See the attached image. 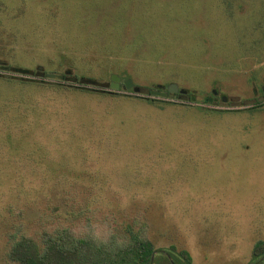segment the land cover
Returning a JSON list of instances; mask_svg holds the SVG:
<instances>
[{
    "label": "rangeland",
    "instance_id": "374dc122",
    "mask_svg": "<svg viewBox=\"0 0 264 264\" xmlns=\"http://www.w3.org/2000/svg\"><path fill=\"white\" fill-rule=\"evenodd\" d=\"M231 2L0 0V264L15 225L86 220L103 233L143 220L193 264L250 262L264 240V0ZM171 83L193 98L144 93Z\"/></svg>",
    "mask_w": 264,
    "mask_h": 264
},
{
    "label": "trees",
    "instance_id": "16d2710c",
    "mask_svg": "<svg viewBox=\"0 0 264 264\" xmlns=\"http://www.w3.org/2000/svg\"><path fill=\"white\" fill-rule=\"evenodd\" d=\"M226 1L233 4L231 0ZM77 80L95 81L85 77ZM147 100L154 102L155 99ZM142 221L135 220L133 225L127 223L121 230L105 233L87 229L91 228L90 220H86L83 230L72 224L30 232L21 224L15 225L8 235L6 257L12 264H193L186 249L173 244L157 248L149 236L147 222ZM248 264H264V240L254 244Z\"/></svg>",
    "mask_w": 264,
    "mask_h": 264
},
{
    "label": "water",
    "instance_id": "95a60500",
    "mask_svg": "<svg viewBox=\"0 0 264 264\" xmlns=\"http://www.w3.org/2000/svg\"><path fill=\"white\" fill-rule=\"evenodd\" d=\"M8 67L5 66V65H0V70H7ZM19 72L21 73H27L26 70H18ZM69 74V72H67ZM46 78L50 79V80H63L64 79V75H60V74H55V73H47L46 74ZM73 81H76V77H73L72 78ZM84 83L86 84H89V85H96L97 82L95 81H91V80H88V81H84ZM120 84H121V78L118 76V75H112L111 76V83H110V88L113 90V91H117L120 89ZM123 87L126 89V90H130L131 88H134V83L131 79H126L123 81ZM162 87L159 86L157 87L156 89H145L144 90V93L146 94H149L151 95L152 97H155V98H166L170 95H175V94H181L183 96L187 95L189 93L188 90H185V89H180L178 87V85L174 84V83H171L170 85H168V87L166 88V90L162 91L161 89ZM216 93V92H214Z\"/></svg>",
    "mask_w": 264,
    "mask_h": 264
},
{
    "label": "flooded vegetation",
    "instance_id": "af4514ba",
    "mask_svg": "<svg viewBox=\"0 0 264 264\" xmlns=\"http://www.w3.org/2000/svg\"><path fill=\"white\" fill-rule=\"evenodd\" d=\"M175 95H179V96H181V94L179 93V94H175ZM185 97H187V98H189V96L187 95V96H185ZM192 97V96H191ZM191 97H190V99H191Z\"/></svg>",
    "mask_w": 264,
    "mask_h": 264
}]
</instances>
